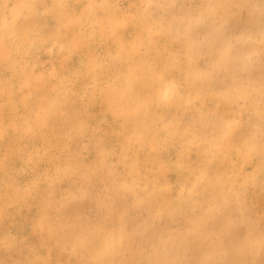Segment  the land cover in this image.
<instances>
[{
  "label": "bare ground",
  "instance_id": "obj_1",
  "mask_svg": "<svg viewBox=\"0 0 264 264\" xmlns=\"http://www.w3.org/2000/svg\"><path fill=\"white\" fill-rule=\"evenodd\" d=\"M96 1L90 0L89 5L92 4L90 7H93ZM0 2V21H5V26L0 27V71L5 67V71H8L7 74L14 81V88L18 89L16 99L13 100L14 104H26L28 108L27 113L19 118L18 123L10 126L0 123V189H5L4 203L0 205V264H6L8 261L13 262L12 264H111L114 262L117 264L121 259L125 264H157L150 254L146 255L143 262L136 258L137 252L126 258L128 252L125 251L128 250L123 246L125 242L123 240L117 242L116 236L109 231L108 224L102 220L104 209L99 208L98 212L92 210L88 214L87 210L73 203L71 199H75L76 196L86 198L88 190L94 186L91 173L95 177L100 172H112L103 177L105 179L103 185L96 186L100 198L106 197L110 185L114 182L113 172L120 171L126 172L124 176H127L121 189L126 190L128 194L133 193L132 198L136 207L135 200L145 198L149 202L154 201L149 195L155 191V185L160 182L159 178L164 174L171 175L182 171L184 173L177 180L178 183H175L178 184L177 204L172 206L173 208L162 204V211L160 212L158 208L157 214L161 216L164 214L167 217L172 209L175 215L179 216L182 214L180 207L197 205L195 200L199 190L197 176L204 177V172L211 167L204 161L206 146L202 145V140L195 142L188 140L191 126L193 124L196 126L195 120L203 113L198 108L200 106L218 113L228 122L223 124L218 140L220 145H223L221 156L224 157L226 154L227 160L230 161L226 164L225 170L228 178L233 176L229 179L231 184L229 191L232 196L223 199L222 212H239V216L236 214L233 219L232 224H235L240 220L243 212L249 213L259 208V199L255 196L259 198V189L264 183V159L258 158L260 144L255 138L259 124L251 122L248 116L244 118L243 114L238 113L237 102L230 97L226 101L221 99L214 101V98L207 93L202 94L199 97V104L198 100L192 103L193 119L190 124L187 121L186 124H178L176 131L174 130L175 136L168 132L163 134L160 143L156 146H146L143 141L136 140L138 145L132 159L127 157L130 144L120 145L116 142L129 128L134 131L133 127L136 124L145 126L147 122L142 117L136 116L134 119L132 116H125L120 100L137 97L138 108L147 112V116L144 117L154 119L155 114H160L161 117L166 118L183 109L182 105L179 106L181 91L196 88L193 80L200 75L204 77L208 75L210 68L207 61L203 60L205 56L201 57V62L195 63L188 51L195 37L194 32L201 28V23L211 15L209 9L214 7L208 3L209 9L205 3L203 6L199 5V10L195 11L186 22L183 15L185 10L178 9L174 5L175 0H169L170 5L166 3L167 7L161 6L162 0L161 2L146 0L147 5L143 10L135 4L131 12H128L121 0L116 14L119 25L127 32L124 39L120 40L118 54L113 57L114 50L105 39V35H101L96 30L100 21L93 19L90 22L91 15L82 8L80 0H0ZM35 2H41L42 5L40 15L45 22L41 23L46 25V22L53 20L55 25L54 28H48L50 37L47 42L39 37L30 38L27 36V31H20L25 17L30 27L34 23L32 18ZM173 10L175 11L172 12ZM172 14L174 21L177 22L174 26L168 25V18L171 19ZM127 18L130 21L129 27L127 20H124ZM148 20L152 21V26L155 28L151 32L145 31V23ZM102 22L104 19L100 23ZM41 23L40 30L43 27ZM117 27L114 24V29ZM110 31L111 29H108L106 36ZM227 44L229 45L230 42L225 43V46ZM148 45L153 46L155 53L148 52ZM182 45H185L183 49ZM79 46L82 48L80 54ZM58 47L64 48L61 53L58 52ZM88 48L90 49L86 50ZM208 49H212V46H207L205 51ZM84 53L88 56L82 63L84 68L69 70L67 62L71 63L77 58L76 65H78L79 57ZM117 58L125 61L123 70L113 69L117 66L109 61L111 59L114 63ZM168 59L170 64H167ZM244 65L242 61L240 66L244 67ZM37 66L41 68L37 69ZM159 72L167 73L168 78L160 81ZM261 78V73L245 70L242 88L252 93V85L257 80L261 82ZM123 80L126 85L132 84L133 87L127 90L126 94L122 92L120 95ZM70 92H75L77 95L73 100L77 105V112L72 111L74 108L69 110L70 108L65 105L67 101L70 103ZM6 93L7 91H2L0 94L1 113L9 105ZM235 99L239 101L241 97L236 96ZM45 105L56 107V110L54 112H50V109L43 110L45 112L36 117L34 112ZM98 118H102L101 126L97 124ZM154 124H156L155 119ZM178 127L183 129L179 130ZM111 128L115 130L114 135L109 132ZM73 130H80L81 137L73 140ZM67 131L72 133L64 134ZM233 131L236 132V136L228 140ZM61 137L64 142H61ZM82 141L83 146H81ZM62 146L64 150L68 149L65 158L62 153L57 155L55 152ZM123 146L127 148L126 152ZM75 151L78 153L79 158H76L78 160L72 159ZM87 151L94 153L90 155L92 157L99 153L95 158L100 157L102 161H108L110 156L115 157L114 154L117 157L114 158V162L108 163L107 168L98 166L93 169L89 165L90 156L82 155ZM65 161H73V166L65 168L60 165L64 167L63 170L54 169L53 163L55 165L68 163ZM38 166L48 171L46 176L49 177L50 182L47 181L48 179H44L47 183L43 182L41 178L45 177H41L42 171ZM219 170L224 171L223 165H220ZM64 172L69 173L66 176ZM11 174L20 177L25 174V178L22 183L13 185L8 182ZM78 176L82 179L86 178L84 187L83 184L80 185L81 178L78 180ZM261 176L263 178L259 180ZM65 179L68 181L67 187L61 193L59 204L54 203L55 192L60 182ZM42 183L44 186L41 188ZM78 184L82 189L77 190L75 194L73 190L75 189L76 192L79 188ZM35 189L40 191L35 192ZM247 195L249 204L244 206L242 199L247 198ZM117 201L115 200L114 206L118 204ZM11 204L14 205L12 210L9 208ZM36 206L41 212L36 211V215L33 213L31 221L30 216ZM131 211L133 208L127 210L128 213H132ZM23 212L25 214H20ZM68 213H74V220L67 222L72 218ZM78 215L86 221L83 228L76 231ZM211 215L212 213L208 212V216ZM159 218L160 216L156 215L155 219ZM196 219H191L190 227L196 231L195 235H187L181 246L184 247L187 242H192L194 255L202 257L208 249L206 247L208 232L205 231V226L195 221ZM178 226L179 223L174 224V228L177 229ZM251 229L250 232L253 233L255 228ZM230 233V236L227 235L229 239L234 237V232ZM61 238L66 240L64 249L60 247L58 249L59 244L56 243ZM174 238L175 235L172 234L167 243L169 250L176 245ZM158 239L160 243L162 240L166 241L162 237ZM243 244L247 245L246 242ZM62 245L64 246L63 243ZM219 254L223 255L221 252ZM89 255L91 258H88ZM125 259L127 260L124 261Z\"/></svg>",
  "mask_w": 264,
  "mask_h": 264
},
{
  "label": "rangeland",
  "instance_id": "obj_2",
  "mask_svg": "<svg viewBox=\"0 0 264 264\" xmlns=\"http://www.w3.org/2000/svg\"><path fill=\"white\" fill-rule=\"evenodd\" d=\"M80 1L82 8L86 10L89 15H91L90 22H92L93 19H97L100 22L104 19V22H99V24H97L96 30H98L101 35H105V39H107V42L114 50V57L118 54L117 49L121 46L120 40L122 38L124 39V36L127 32L119 25V21L117 19L118 16L116 14L121 0H97L96 3H94L93 7H90L92 6V4L89 5L90 0ZM162 1L163 2H161L160 0L161 6L167 7L166 3L169 4V0ZM175 2L176 4L174 3V5L178 9L185 10V14L183 15L186 22L190 20V16L192 14H195V11L199 10V5L203 6V3H205L208 9V4L211 5V7H214V9H209L211 15H209V17L203 23H201V28L194 32L195 37L191 42L188 51L190 56L194 58V61H196L195 63L201 62V57L205 56L203 60L207 61L210 68L208 70V75L205 77L200 75L193 80L195 86H197L196 88L193 87L194 90L190 89L187 91L186 89L181 91L179 106H183L182 110L172 115H168L166 118L161 117L160 114H155V116L153 117H155L154 119L156 120V124H154V119L144 117L147 116L146 110L142 111L138 108L139 98L137 99V97H134L133 99L126 98L124 100H120V103L123 104L122 106L126 114L125 116H132V118L134 119L136 116L142 117L147 122H145V126L139 123L136 124V126L133 127L134 131L129 128L127 131H125L122 137H119L120 139L116 140V142L120 145L130 144L128 150L129 154L127 157L128 159H132L133 153L136 151L138 141H143L146 146H156L158 145V143H160L163 134H166L168 132L171 133L172 136H175L176 127L178 124H186V121L188 124L191 123L193 119L191 115V107L193 106L192 103H195L198 100L199 104V97L202 94L207 93V95L214 98V101H220V99L226 101L230 97L231 100L237 102L238 113L243 114L244 118L245 116H248L251 122H257L259 124V130L258 133L255 134V138L260 144L258 158L260 160H263L264 0H175ZM123 3L126 6L128 12H131L135 4L140 10H143L147 5L145 4L146 0H123ZM94 6L96 9H94ZM41 9V2H35L32 18L34 23L32 22L33 24H31L30 27V23L25 17L20 31H27V36H30V38L39 37L44 42H47L49 41L50 37L48 28H54L55 25L53 20L46 22L47 26L41 23L45 22L43 17L40 15ZM175 10H173L172 12H174ZM173 15L174 14H172L171 19L168 18V25L174 26L177 23L176 21H174L175 18ZM126 16L130 19L128 14H126ZM128 18L124 20H127V25L129 27L130 21ZM220 21L221 25H219ZM1 23H3V25H1ZM40 23L43 26V29L41 28L42 33L39 29ZM114 24H116L119 29L118 27L114 29ZM4 26L5 21H0V27ZM108 29H111V31L109 32V35L106 36V32L108 31ZM152 29H155L152 26V21L148 20L145 23V31L151 32ZM146 41L148 42V40ZM227 42H230V44H227L225 46V43ZM209 45L212 46V49H208L205 51V48H207V46ZM184 47L185 45H182V49ZM90 48L86 50H89ZM148 48V52L151 53L152 51V54L155 53L152 45H148ZM63 49L64 48L62 47L57 48V50H59V53H61ZM81 52L82 48L79 46L78 53L80 54ZM38 55L41 57L39 53ZM6 57L7 53L5 55V58ZM87 57V54L84 53L79 57L78 65H76L77 58H75L71 63L67 62L69 64L66 65H68L69 70L75 71L79 67L83 69L84 66L82 63L87 59ZM109 61L112 65L117 66L113 69H124L125 61H123L122 58H117L114 63L111 62V59ZM167 61V64H170L169 59ZM242 61H244V67L240 66ZM38 68H41V66H37V69ZM245 70H253L257 73L262 74V81L259 82L257 80L255 84L252 85V93L248 90L245 91L244 87L242 88V86H244L242 81L244 80ZM7 73L8 71H5V67L2 71H0V94L2 91H7L6 95L8 97L6 99L9 100L7 109L2 111V113L0 112V123L2 125L10 126L13 123H18L19 118L27 113L26 110L28 108L26 104H14L13 100L16 99V92L18 91V89L14 88V81ZM158 75L160 81L166 80L168 78L167 73L159 72ZM132 87V84L128 86L123 80L120 95H122V92L126 94V91L131 90ZM255 92H257V94H255ZM69 96L71 100L70 103H68L69 101H67V103L70 105H68L67 103L65 105L70 108H68L69 110H72L74 108L72 111L77 112V105L75 102H73L77 95L75 94V92H70ZM236 96L241 97V99L239 101L236 100ZM198 108L199 110H202L203 113L195 120L196 126H194V124L193 126H191V133L188 140L190 142L202 140V145L204 144L206 146V156L204 161L211 167H208L207 172H204V177L197 176V186L199 187L198 194L196 195L197 197L195 199L197 205H185L183 208L180 207V209H182V214H180L179 216H176L175 212L172 209L167 217L164 214H162L163 216L157 214L158 208L160 212L162 211V204H165L170 208H173L172 206L177 204L176 199L178 198V184L175 185V183H178L177 180H179V177L182 175V173H184L182 171L174 172V174L171 175L164 174L162 178H159L161 180L155 185V191H153L152 194L149 195L154 201L149 202L145 198H142L138 201L135 200L137 208L134 207L132 198L133 193L128 194L126 193V190L121 189V185H123V181L127 176H124L126 172L120 171L113 172L114 182L110 185L106 197L100 198L96 186L100 187L101 184L103 185L105 181L103 177L109 175V173L112 172H100L98 176L95 177H93L91 173L90 175L91 179L94 182V186L88 190L86 198L76 196L75 199H71V201L73 203H77V205L82 209L87 210L88 214L92 210H96L98 212L99 208L104 209L105 214L103 215L102 220L105 224H108V229L109 231H112L116 236L117 242L118 240H123L125 242L123 246L126 250H128L125 251L128 252V254L125 255L126 258L131 257V255H134L137 252L136 258H139L141 262L144 261L147 254H150V256L157 261L155 262L157 264H264V183L259 189V198L255 196L256 199H259V208H255L249 213H247V211H242L243 215L241 216L240 220L237 223L232 224L235 215L237 214V216H239V212H222L221 205L223 199L227 196H232L229 191V186L231 185L229 179L233 176H231L230 178L227 177V172L225 169L226 164L230 163V161L229 159L227 160L226 154L224 157L221 156V146L223 145H220V142L218 140L223 124L225 122H228L226 118L220 116L216 112L206 110V108L203 106H200ZM43 110L54 112L56 110V107L45 105L41 109H38L34 112L36 117L45 112ZM195 117L196 115L194 116V118ZM96 121L98 126L102 125V118H98ZM178 128L179 130L183 129L182 127ZM64 131L66 130H63V132ZM73 131V140L81 137L79 136L80 130ZM113 131H115L114 128L109 129V132H112V135L115 134V132ZM141 132L143 133L141 134ZM67 133L71 134L72 132L67 131L64 134L70 135ZM235 136L236 132L233 131L230 134L228 140H232ZM60 140L61 142H64V139L62 137ZM136 140L138 141L136 142ZM83 141L81 142V146H83ZM102 145L105 144L102 143ZM76 146L77 145H75V148ZM126 149L127 148H125V152ZM193 150L195 151V149ZM38 151H40V149ZM194 151H192L193 154H195ZM55 152H57V155L62 153L61 155L65 158V156H67L66 154L68 152V149L64 150V146H62V148H57ZM91 152L92 151L83 152L82 155L84 154L85 157H89L90 155L94 154L93 152ZM98 154L99 153H97L95 157ZM239 154L244 153L239 152ZM114 156L117 157L115 154ZM216 156H219V158H216ZM95 157H89V165L93 169L97 168L98 166L107 168L108 163L114 162L115 158L110 156L108 161H102L100 157L98 159H96ZM76 158H79V156L75 151L72 159L78 160ZM72 162L73 161L66 164L56 163V165L53 163V167L54 169L56 168L55 170H63L62 168L64 167H72ZM127 162L129 163V160ZM60 165H63L64 167H61ZM220 165H223L224 171L219 170ZM38 169L42 171L41 177H45L41 178L44 182L49 178L46 176V173L48 171L39 166ZM202 170H204L203 167ZM64 173L67 176V173L69 172ZM243 177L247 179L245 176ZM24 178L25 174L21 175V177L11 174L8 178V182H11V184L13 185H17L19 183H22L21 181H23ZM77 178L79 180L81 176H78ZM262 178L263 176L259 177V180H262ZM85 179L86 178L83 177V179L81 178L79 180L80 185L83 184V187L86 184ZM47 181L50 182L49 179ZM47 181H45V183H47ZM67 183L68 181H66V179L60 182V185L58 187L59 190L57 189V192H55L56 201L53 200L54 203L59 204V198L63 189L67 187ZM80 185L79 188L76 189V192L74 191L75 189L73 190L75 194L77 193V190L80 191L82 189L80 188ZM43 186L44 183L41 184V188ZM166 187L169 188L166 189ZM250 190H252V188H250ZM34 191L39 192L40 189H35ZM4 192L5 189H0V205H3L4 203ZM39 198H37L38 201ZM115 200L118 202L116 206L113 205ZM242 200V204H244V206H247L249 204L248 195L247 198L244 197ZM113 207H116L115 210L112 209ZM9 208H14V205L11 204ZM130 208H133V211H131L132 213L127 212V210H130ZM34 209L35 210L31 213L32 216H30L32 218L31 221L33 220V213L36 215V211L38 213L41 212L38 206L34 207ZM13 211L16 210L13 209ZM24 212L20 214L23 215L25 214ZM208 212L212 213L210 217L208 216ZM47 213L50 215L49 211H47ZM68 214H71L72 218H70L67 222L74 220V213ZM156 215L160 216V218L155 219ZM78 218L79 220L78 225L76 226V231H78L79 228H83L82 226L86 221L85 218H81L79 215ZM191 219H196L195 221H199V224L205 226V231L208 232L206 246L208 249H206V253L202 257L194 255L192 242H187L184 247L181 246L184 238L188 237L187 235H195L196 231L190 229ZM235 220H237V218ZM177 223H179V226L176 229L174 228V224ZM252 227L255 228V231L253 233L250 232V230L252 231ZM230 232H234V237L231 239L227 237L228 234L230 236ZM172 234L175 235L174 240H176V245H173L172 250H169V246L167 245V243L172 237ZM158 237H162L166 239V241L161 239L162 243H160L158 241ZM61 241L64 246L62 245ZM64 241L66 242L64 238H61V240L56 242L57 244H59L58 249H64ZM244 242L247 243L246 246L243 244ZM183 249L184 251H186V253H184ZM219 252H221L223 255L219 254ZM205 256H207L208 258H205ZM220 256L223 257L221 258ZM88 258H91V256L89 255ZM122 260L123 259H121L117 264H125ZM126 260L127 259H125L124 261ZM12 263L13 262L10 263V261H8L6 264ZM111 264H116V262Z\"/></svg>",
  "mask_w": 264,
  "mask_h": 264
}]
</instances>
